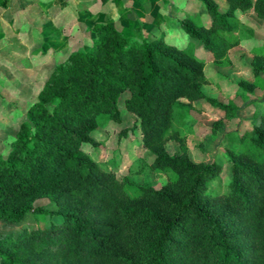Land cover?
Returning <instances> with one entry per match:
<instances>
[{
  "label": "trees",
  "instance_id": "1",
  "mask_svg": "<svg viewBox=\"0 0 264 264\" xmlns=\"http://www.w3.org/2000/svg\"><path fill=\"white\" fill-rule=\"evenodd\" d=\"M197 1L211 22L194 13L180 26L213 53L215 64L227 65L241 43L238 11L264 19V0H225L223 12L219 0ZM92 30V46L71 52L52 71L12 150L0 153V220H46L2 237L0 264H264V110L250 129L221 139L231 176L227 191L213 193L223 165L193 160L182 129L195 102H209L228 120L238 107L207 95L206 61L194 47L164 37L126 36L108 15ZM253 51L249 68L257 80L264 44ZM238 86L253 93L258 85L242 80ZM125 92L126 108L153 154L148 168L176 173L159 188L120 178L84 150L96 145L101 115L122 122ZM170 141L179 149L170 152ZM41 198L55 209L36 206Z\"/></svg>",
  "mask_w": 264,
  "mask_h": 264
},
{
  "label": "rangeland",
  "instance_id": "2",
  "mask_svg": "<svg viewBox=\"0 0 264 264\" xmlns=\"http://www.w3.org/2000/svg\"><path fill=\"white\" fill-rule=\"evenodd\" d=\"M218 2L220 11H226L227 1ZM7 3L6 7L0 4L1 154L8 155L12 150L21 122L52 71L71 52L89 49L96 37L93 26L105 21L108 15L126 36L140 41L164 37L179 46L194 47L197 56L206 61L207 95L238 107L237 117L228 120L224 111L209 102H195L182 129L193 160L219 161L223 165L222 174L209 191L220 193L229 189L230 165L221 139L229 131L250 129L255 117L264 110V72L256 80L249 68L254 47L264 44V19L252 10L238 11L241 43L230 50V63L220 66L215 64L213 53L180 26V19L194 13L201 15L204 22H211L197 0H7ZM242 80L256 81L258 86L253 93L242 91L238 86ZM129 96L125 92L119 100L122 122L101 115L94 134L96 145L85 146L84 150L120 178L159 188L175 178L176 173L164 174L148 168L153 154L142 143L137 116L126 108ZM167 148L174 152L179 145L170 141ZM127 189L131 194L139 192L137 187ZM35 204L55 209L47 198L38 199ZM45 224L46 220H36L33 215L20 223L0 220V239Z\"/></svg>",
  "mask_w": 264,
  "mask_h": 264
}]
</instances>
